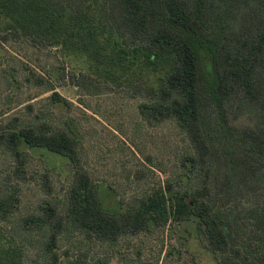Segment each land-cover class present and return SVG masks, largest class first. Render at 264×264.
Segmentation results:
<instances>
[{
  "label": "trees",
  "instance_id": "1",
  "mask_svg": "<svg viewBox=\"0 0 264 264\" xmlns=\"http://www.w3.org/2000/svg\"><path fill=\"white\" fill-rule=\"evenodd\" d=\"M0 16L6 32L89 62L78 72L62 63L60 86L96 94L112 90V79L116 91L143 98L144 122L174 121L192 150L179 162L185 185L157 183L114 212L104 209L68 126L24 113L0 123V149L9 157L0 170V264H63V256L88 264L60 252V237L82 234L97 254L150 225L184 221H194L217 264H264V0H0ZM138 65L158 73L156 81L132 77L123 87L118 70ZM29 74L28 81L47 83ZM50 99L71 105L55 90ZM24 146L65 158L70 181L63 199L51 196L18 215L22 183L33 181L48 196L52 190L49 172L28 169ZM31 233L41 238V261L29 255Z\"/></svg>",
  "mask_w": 264,
  "mask_h": 264
},
{
  "label": "rangeland",
  "instance_id": "2",
  "mask_svg": "<svg viewBox=\"0 0 264 264\" xmlns=\"http://www.w3.org/2000/svg\"><path fill=\"white\" fill-rule=\"evenodd\" d=\"M9 32L5 30V18L0 16V123L24 113L27 119L36 114L58 127L68 126L79 139L81 161L98 186L104 209L109 211H121L131 197L151 192L157 183L184 179L182 184H186L185 178L179 176V162L183 154L192 150L174 121L148 125L138 111L143 98L116 91L112 79L108 80L112 90L102 87L96 94L69 84L60 86L62 63L66 70L78 72L90 70L89 62L76 53H63L58 46H43ZM33 70L47 83L36 81L40 79L28 81ZM116 74L123 87L132 77L154 83L158 76L140 65ZM103 79L100 82H107ZM51 86L70 101L69 108L51 104ZM24 148L29 152L28 169L37 174L49 172L52 190L48 196L37 183H22L18 215L36 211L37 205L51 196L63 199L70 181L65 158L43 149ZM8 159L0 149V170L6 168ZM29 238L33 242L30 257L41 261L40 236L31 233ZM58 244L60 252L73 253L69 260L80 257L88 264L97 257H107L111 264H217L215 255L197 234L194 221L168 222L165 227L150 225L149 230L125 236L113 246L102 245L97 254L82 234L75 232L60 237ZM66 259L62 257L63 264H68Z\"/></svg>",
  "mask_w": 264,
  "mask_h": 264
}]
</instances>
